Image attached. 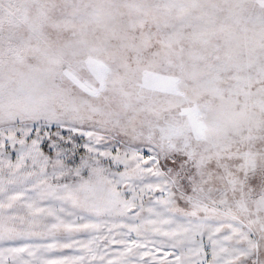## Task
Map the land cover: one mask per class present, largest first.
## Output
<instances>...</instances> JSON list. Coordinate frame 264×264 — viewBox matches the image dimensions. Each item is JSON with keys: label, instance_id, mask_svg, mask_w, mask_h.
<instances>
[{"label": "snow or ice", "instance_id": "1", "mask_svg": "<svg viewBox=\"0 0 264 264\" xmlns=\"http://www.w3.org/2000/svg\"><path fill=\"white\" fill-rule=\"evenodd\" d=\"M0 264H264V0H0Z\"/></svg>", "mask_w": 264, "mask_h": 264}]
</instances>
